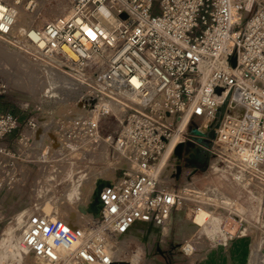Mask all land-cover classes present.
Segmentation results:
<instances>
[{
	"label": "built area",
	"instance_id": "obj_1",
	"mask_svg": "<svg viewBox=\"0 0 264 264\" xmlns=\"http://www.w3.org/2000/svg\"><path fill=\"white\" fill-rule=\"evenodd\" d=\"M45 1L58 2L59 14L19 36L20 7L31 13L38 0H0V36L79 77L82 112L66 136L82 148L92 140L108 146L117 167L100 191L98 217L73 226L33 211L23 224L25 250L47 264L114 263L111 238L136 223L165 225L177 210L176 180L192 149L205 157L198 168L227 162L235 179L264 181V0ZM112 104L123 107V118ZM109 116L119 125L102 133ZM44 126L42 117L0 111V186L19 179L20 150Z\"/></svg>",
	"mask_w": 264,
	"mask_h": 264
},
{
	"label": "rangeland",
	"instance_id": "obj_2",
	"mask_svg": "<svg viewBox=\"0 0 264 264\" xmlns=\"http://www.w3.org/2000/svg\"><path fill=\"white\" fill-rule=\"evenodd\" d=\"M47 18L40 16L35 24ZM13 47L8 48L9 53L15 52L18 60L22 57L36 74L17 64L0 62V111L21 117L39 116L45 126L28 151L20 150L22 155L16 162L19 179L12 186H0V264L26 261L19 239L23 224L33 211L63 214V207L77 208L84 212V220L89 221L84 210L89 193L71 198L70 187L80 190L88 184L91 193L95 183L100 179L109 180L110 172L115 173L117 167L108 146L92 140L82 148L83 144L75 135L66 136L71 119L81 115L76 100L82 86L79 83L65 85L70 84L65 76L70 72L56 66L58 75L54 74L41 60ZM120 115L123 118V113ZM118 125L114 116L105 118L101 123L102 133L108 134ZM72 131L75 132L73 128ZM44 132L42 141L37 142L38 135ZM51 133L61 135L63 140L61 144L58 138L60 145L57 144L56 150L49 138ZM13 138L16 136L7 141ZM46 147L51 149L50 153L46 161H41L40 154ZM102 148L107 150V161L101 158ZM193 150L186 155L191 164L182 162V171L186 173L176 180L181 204L165 226L168 232L165 233L163 227L157 233L159 237H152L155 232L150 228H139L126 236L111 238L113 246H120V250H114L116 258L125 264H264V181L250 176L235 179L232 165L227 162L212 164L208 160L198 168L200 160ZM212 165L218 169L213 170ZM57 168L58 175L49 179ZM184 177H187L186 182ZM186 243L193 246L190 254L181 251Z\"/></svg>",
	"mask_w": 264,
	"mask_h": 264
},
{
	"label": "bare ground",
	"instance_id": "obj_3",
	"mask_svg": "<svg viewBox=\"0 0 264 264\" xmlns=\"http://www.w3.org/2000/svg\"><path fill=\"white\" fill-rule=\"evenodd\" d=\"M60 10H61V6H60V4L57 2V3H52L51 1H45V0H38V2H37V4H36V7L34 8V10H33V13L32 14H27L26 13V10L23 8V7H20V11H19V14H18V17H17V20H16V25H15V28H14V32L16 33V34H18L19 36L21 35V33L25 30V29H27L29 26H32V25H34L35 24V22H37V20L38 19H40V16H43V17H49V15L50 16H52V14L53 15H57V14H59V12H60ZM50 13H52V14H50ZM40 21V20H39ZM40 23V22H39ZM0 38L2 39V40H0V62L1 63H6V64H9V65H11V64H17L21 69H23V70H27V71H30L32 74H36V72H34V70L33 69H30L31 68V66H29L28 67V65H27V63H26V61L25 62H23L22 60H21V58H19V60H18V55L14 52V53H9L10 51H8L9 49V47H12V46H14V47H16V45H14V43L13 42H11L10 40H8V39H6V38H3V37H1L0 36ZM4 40V41H3ZM1 41H3V43L1 42ZM6 44V45H3V44ZM13 47V48H14ZM17 49H19V50H21L19 47H17ZM68 51V50H67ZM68 53H69V55L71 56V57H74V55L71 53V52H69L68 51ZM5 59H6V61H5ZM33 66V65H32ZM37 67H39V66H37ZM33 68H34V66H33ZM39 68H41V67H39ZM47 70H49L50 72H53L54 74H57L58 75V70L56 71L53 67H49ZM46 70V71H47ZM48 71V72H49ZM60 72V71H59ZM65 76H67L66 77V79H69V82H70V84H68V83H65V85H72V84H74V83H78V82H76L78 79H79V77H76V75H74L73 73H70V75H65ZM65 79V78H64ZM68 82V81H67ZM112 106V110H113V112L115 113V114H117V116L118 117H120L121 118V115L120 114H122V113H124V109H123V107L120 105H117V104H112L111 105ZM79 112L81 113L82 111H81V109L79 110ZM119 114V115H118ZM74 115V114H73ZM46 131V130H45ZM46 133L44 132L43 134H39L38 135V137H37V142H41L42 140H40L41 139V137L43 136V135H45ZM51 135V137H49L50 138V140H51V143L52 144H54V148H55V150L56 149H58V145L57 144H59L60 145V140H61V144H62V142H63V140L62 139H60L61 138V135H53L52 133L50 134ZM60 140H59V139ZM60 148V147H59ZM50 150L51 149H47V147H46V150H43V153H42V157H41V160L42 161H46V159H47V155L50 153ZM101 158H103L105 161H107L109 158H108V153H107V150H106V148H102V151H101ZM216 163V160H214L213 162H212V164H215ZM166 166V165H165ZM212 167V169L213 170H216V169H218L217 167H216V165H212L211 166ZM165 169V168H164ZM106 170V169H105ZM168 168H166V170H164V173L166 174L168 171ZM106 171H108V170H106ZM58 173H59V168H57V169H55V170H53L52 172H51V174H50V178L49 179H53V178H55L57 175H58ZM114 171L113 172H110V177H109V180L108 179H100L97 183H95V188L92 190V192L90 193V191H91V189H90V185L88 186V184H85L84 186H82V188H80V190L77 188V187H75V188H73L72 186L70 187V190H69V196L71 197V198H73L75 195H77V197H79V195L80 196H86L88 193H89V200H87V202H85V204H84V206H85V208H84V210L86 211V214L89 216L88 218H89V221H85L84 220V216H85V214H84V212L80 209H71V208H64L63 207V209H62V211H63V214H53V213H46L43 209V211H44V214L45 215H47V216H49V217H52V218H54V217H60V218H62V219H65L66 221H68L69 223H71L73 226L74 225H79V226H85L87 223H89L90 221H91V219L93 218V216H94V212H96L97 210H98V200L97 199H95V196H96V194H97V191L99 190V188H101L107 181H110V180H112L113 178V176H114ZM186 179H187V177H184V180H185V182H186ZM228 209V208H227ZM91 210V211H90ZM21 213V212H20ZM171 218V217H170ZM169 220V219H168ZM169 224V222L167 221V223L165 224V225H162V226H153V225H150V224H148V223H136L135 225H134V227H133V229L129 232V233H132V232H134V231H136V230H138L139 228H142V229H149L150 228V231L151 232H155V234L152 236V237H154V236H158L157 235V233L159 232V230L161 229V228H163V231L165 232V233H167L168 232V230L165 228V226L166 225H168ZM237 225V224H236ZM128 233V234H129ZM152 237H150V238H152ZM159 237V236H158ZM20 240H21V237H20V239H19V246H20V249H21V251H24L25 252V256L27 257V259H26V261L24 262V264H47L46 262H44V261H40V260H38L37 258H35L34 257V255L31 253V252H29V251H27V250H25L22 246H21V244H20ZM120 250V246L119 247H115V246H113L112 245V243L109 241L108 242V252H109V254L112 256V258H113V261L114 262H121V261H119L117 258H116V256H115V254H114V250Z\"/></svg>",
	"mask_w": 264,
	"mask_h": 264
},
{
	"label": "water",
	"instance_id": "obj_4",
	"mask_svg": "<svg viewBox=\"0 0 264 264\" xmlns=\"http://www.w3.org/2000/svg\"><path fill=\"white\" fill-rule=\"evenodd\" d=\"M180 152H181V146H179L178 148H177V153L178 154H180ZM110 184V181H107L101 188H99V190L97 191V194H96V196H95V199H97L98 200V210L96 211V212H94L95 214H94V216L95 217H98L99 216V213H100V210H101V208H102V205H103V203H102V201H101V199H100V191L102 190V188L104 187V186H106V185H109ZM91 211V210H90ZM112 264H125V263H122V262H114V263H112Z\"/></svg>",
	"mask_w": 264,
	"mask_h": 264
},
{
	"label": "flooded vegetation",
	"instance_id": "obj_5",
	"mask_svg": "<svg viewBox=\"0 0 264 264\" xmlns=\"http://www.w3.org/2000/svg\"><path fill=\"white\" fill-rule=\"evenodd\" d=\"M198 158H199V160L201 159H205V157H203V156H198V155H196Z\"/></svg>",
	"mask_w": 264,
	"mask_h": 264
}]
</instances>
